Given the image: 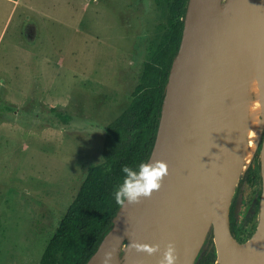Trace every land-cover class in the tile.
Wrapping results in <instances>:
<instances>
[{
    "label": "rangeland",
    "instance_id": "rangeland-1",
    "mask_svg": "<svg viewBox=\"0 0 264 264\" xmlns=\"http://www.w3.org/2000/svg\"><path fill=\"white\" fill-rule=\"evenodd\" d=\"M169 1L0 0V264H41L88 169L105 160L106 125L169 35ZM239 178L232 218L245 241L258 223L260 183L238 187ZM211 239L207 225L193 264H207Z\"/></svg>",
    "mask_w": 264,
    "mask_h": 264
},
{
    "label": "water",
    "instance_id": "water-1",
    "mask_svg": "<svg viewBox=\"0 0 264 264\" xmlns=\"http://www.w3.org/2000/svg\"><path fill=\"white\" fill-rule=\"evenodd\" d=\"M194 1L187 3L146 160L165 161L169 175L151 198L118 207L111 228L84 264H101L106 251L113 253L110 264H157L168 241L177 249L188 204L195 205L197 215L185 244L184 264L195 260L204 219L210 221L215 246L227 250L228 264H264V158H260L258 223L253 234L240 241L230 227L236 181L228 150L235 62L245 52L254 61L256 73L264 67V0H201L197 12L190 13ZM263 130L264 121L261 146ZM131 240L159 244L160 251L152 256L138 253L130 247Z\"/></svg>",
    "mask_w": 264,
    "mask_h": 264
},
{
    "label": "trees",
    "instance_id": "trees-1",
    "mask_svg": "<svg viewBox=\"0 0 264 264\" xmlns=\"http://www.w3.org/2000/svg\"><path fill=\"white\" fill-rule=\"evenodd\" d=\"M188 0H170L168 8V37L155 49L151 60L144 63L140 81L132 90L128 107L117 119L105 127V160L92 165L70 202L65 214L48 241L41 264H84L112 226L118 205L112 196L113 187L121 182V167H135L146 161L153 147L165 84L171 62L180 44ZM61 120L69 121L72 115L50 108ZM262 136L257 151L261 147ZM249 164L241 174L238 187L245 181L258 179L261 194L260 161L257 169ZM230 205V227L236 237L237 227ZM247 221V220H245ZM217 254V253H216ZM213 240L204 252V262L211 264L215 257Z\"/></svg>",
    "mask_w": 264,
    "mask_h": 264
},
{
    "label": "bare ground",
    "instance_id": "bare-ground-1",
    "mask_svg": "<svg viewBox=\"0 0 264 264\" xmlns=\"http://www.w3.org/2000/svg\"><path fill=\"white\" fill-rule=\"evenodd\" d=\"M201 0H195L190 13L199 9ZM236 81L232 93V109L229 112L228 132L230 137L231 173L236 181L250 164L257 144L259 143L261 124L264 121V67L259 73L255 71L254 61L244 52L235 62ZM251 81V82H250ZM260 157L264 158V139L260 147ZM188 216L184 219L182 238L177 244V264H184L185 244L191 233V224L197 215L195 205H187ZM210 221L202 220L200 236L201 242L197 246V252L202 243L203 232ZM219 264H228L229 254L223 247L217 248Z\"/></svg>",
    "mask_w": 264,
    "mask_h": 264
},
{
    "label": "clouds",
    "instance_id": "clouds-1",
    "mask_svg": "<svg viewBox=\"0 0 264 264\" xmlns=\"http://www.w3.org/2000/svg\"><path fill=\"white\" fill-rule=\"evenodd\" d=\"M123 174L120 183L113 187L112 196L118 206L139 204L142 199H149L154 192L162 187L164 178L169 175L168 165L165 161L155 159L151 162L141 161L135 167L123 165ZM130 247L138 253L152 256L160 251L159 244L141 243L131 240ZM112 251H106L101 264H110ZM177 249L172 241H168L157 260V264H177Z\"/></svg>",
    "mask_w": 264,
    "mask_h": 264
},
{
    "label": "flooded vegetation",
    "instance_id": "flooded-vegetation-1",
    "mask_svg": "<svg viewBox=\"0 0 264 264\" xmlns=\"http://www.w3.org/2000/svg\"><path fill=\"white\" fill-rule=\"evenodd\" d=\"M229 215H230V213H229Z\"/></svg>",
    "mask_w": 264,
    "mask_h": 264
}]
</instances>
